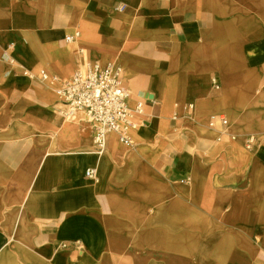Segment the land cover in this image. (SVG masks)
Segmentation results:
<instances>
[{"label": "crops", "instance_id": "obj_1", "mask_svg": "<svg viewBox=\"0 0 264 264\" xmlns=\"http://www.w3.org/2000/svg\"><path fill=\"white\" fill-rule=\"evenodd\" d=\"M95 61L145 104L104 156L56 91ZM0 264H264V0H0Z\"/></svg>", "mask_w": 264, "mask_h": 264}, {"label": "built area", "instance_id": "obj_2", "mask_svg": "<svg viewBox=\"0 0 264 264\" xmlns=\"http://www.w3.org/2000/svg\"><path fill=\"white\" fill-rule=\"evenodd\" d=\"M79 31L67 36L70 41L79 35ZM14 61V60H12ZM49 75L43 72V78ZM53 79L59 80L57 76ZM56 89L64 105L63 112L67 116L84 113L93 126V144L101 152L106 150L108 135L117 134L123 143H131L130 131L139 122V116L145 110V104L137 101L130 104L131 93L122 84V67L116 62L101 64L89 62L84 70H76L69 77L60 80ZM212 88L221 90L217 76L211 79ZM192 106V105H191ZM208 125L212 128L221 126L222 134H232L228 131L229 119L225 113L214 114L210 117ZM257 143L252 135L248 138L247 147L251 149ZM97 170L93 167L86 170L88 178H94Z\"/></svg>", "mask_w": 264, "mask_h": 264}, {"label": "bare ground", "instance_id": "obj_3", "mask_svg": "<svg viewBox=\"0 0 264 264\" xmlns=\"http://www.w3.org/2000/svg\"><path fill=\"white\" fill-rule=\"evenodd\" d=\"M231 125H232V122H231ZM131 131L132 132L135 131V128H132ZM90 152L94 153L95 155H100V156H104V154H105L104 153L105 151L101 152V151L97 150L96 148L91 149Z\"/></svg>", "mask_w": 264, "mask_h": 264}]
</instances>
